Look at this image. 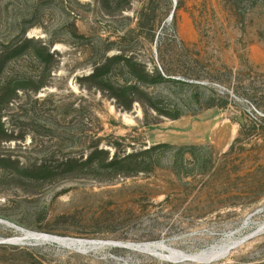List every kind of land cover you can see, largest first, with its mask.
<instances>
[{
    "label": "rangeland",
    "instance_id": "374dc122",
    "mask_svg": "<svg viewBox=\"0 0 264 264\" xmlns=\"http://www.w3.org/2000/svg\"><path fill=\"white\" fill-rule=\"evenodd\" d=\"M0 264H264V0H0Z\"/></svg>",
    "mask_w": 264,
    "mask_h": 264
},
{
    "label": "bare ground",
    "instance_id": "6f19581e",
    "mask_svg": "<svg viewBox=\"0 0 264 264\" xmlns=\"http://www.w3.org/2000/svg\"><path fill=\"white\" fill-rule=\"evenodd\" d=\"M128 247H133L138 250L141 249V250L153 251V252L164 249L158 244L157 246H151V247L149 245L145 247H139V246H135V247L128 246ZM233 248H234V245H232L231 243H226V244H222L219 246H213L195 256H182L178 254H171L169 257L174 260L181 259L182 261L186 260V261H192V262L210 261V260H216V259L226 256Z\"/></svg>",
    "mask_w": 264,
    "mask_h": 264
},
{
    "label": "trees",
    "instance_id": "16d2710c",
    "mask_svg": "<svg viewBox=\"0 0 264 264\" xmlns=\"http://www.w3.org/2000/svg\"><path fill=\"white\" fill-rule=\"evenodd\" d=\"M29 41H30L29 39H27L26 37H24L19 42H17L14 46H12L10 49L6 50V52H4V56L6 54H9L12 50H21V48H23L25 46V43L26 42H29ZM52 55H53V53H51V51H48L47 54H46V56H48V57H52ZM97 70H99V69H97ZM91 76L92 77H97L98 76L97 71L95 70L94 73H92ZM180 83H182L183 85L190 86V87H197L198 85H200L199 82L196 83V82L188 81V80L180 81ZM132 102H133V100H131L129 103L132 104ZM127 158H130V157H127ZM125 159H126V157H125ZM117 160H118V158L116 157V160L112 161V164H116L117 163Z\"/></svg>",
    "mask_w": 264,
    "mask_h": 264
}]
</instances>
